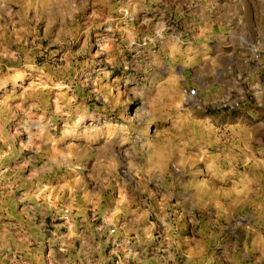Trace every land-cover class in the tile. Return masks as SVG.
<instances>
[{"label": "rangeland", "instance_id": "rangeland-1", "mask_svg": "<svg viewBox=\"0 0 264 264\" xmlns=\"http://www.w3.org/2000/svg\"><path fill=\"white\" fill-rule=\"evenodd\" d=\"M112 8L101 5L105 15H111L113 23L109 27L93 30L89 36V53L77 59L80 65L85 60L92 61L87 67L78 66L72 61V68L65 73V83H70L63 93L60 89L49 88L43 99L47 102V111L62 102L71 100L75 104L86 105L93 113V128L88 130L87 138L76 141L89 150L93 169H103L114 156L124 168V161L132 159L133 148L144 149L145 138L160 146L156 129L163 125L165 135L176 129L169 127L168 121H151L150 110L146 107L145 89L151 93L150 99H164L172 87L179 83L191 93L189 100L194 107L195 120L180 125V134L191 137L185 142V155L191 161L183 173L178 174L173 163L179 164V156L174 154L167 165V174L160 182L172 185L176 194L170 201L169 211L179 228L181 251L188 252L191 261L176 254L175 264H256L259 252L251 256H242L245 246L253 244L264 247V0H235L233 11L225 13V0H110ZM15 8V6H13ZM19 10V9H16ZM131 17L134 31H125L122 22ZM236 17L240 23H236ZM147 23L141 24V20ZM81 25L84 16L78 17ZM253 29H257L253 34ZM258 39V48L249 50L248 39ZM73 41L63 49L50 46L44 38L43 25L39 28L37 43L42 45L43 55H37L36 63L46 66L52 74L63 67L62 57L65 52L79 49L83 43ZM111 49L110 53L97 55L100 41ZM15 50V49H14ZM50 53H56L54 60H48ZM111 59L112 63H107ZM7 63V62H5ZM257 63L261 66L256 68ZM183 68V73L180 69ZM7 73V68L3 69ZM51 84V81H49ZM252 85L249 89V85ZM13 85L9 82L0 86V100L11 95ZM19 94V92H17ZM31 103V102H29ZM40 103V107H44ZM27 107V105H26ZM37 116L43 112L38 111ZM136 116L141 122L132 117ZM20 117L7 124L9 130L18 127ZM101 127H95L97 123ZM53 134L61 135L65 126L63 119L55 122ZM43 124L35 123L32 130L39 133ZM132 132L134 144H121L124 129ZM29 136L24 133L17 141L28 143ZM206 149V151H201ZM32 153L25 151L21 159ZM11 162L10 167L15 165ZM48 176L53 188L64 187L76 179V174L64 169L55 170ZM117 169V175L135 196L131 209L147 205H156L164 195L169 194L165 186L157 187L156 181L147 184V192L140 194L143 186L136 181L134 173L125 174ZM258 190L249 200H238L236 193L246 186ZM89 190L91 185H89ZM149 193L152 197L149 198ZM102 206L108 212L120 207L118 192L100 189ZM17 192L16 196L19 197ZM127 199V196H125ZM79 202V200L77 201ZM95 202V201H94ZM25 205H8L4 224H16V219H9V214L19 216ZM89 206L88 217L93 212ZM242 217H251V227L237 225ZM149 219L156 221V215ZM43 221L45 264L49 254L47 241L57 226L65 220L52 215L37 217L36 223ZM133 217L121 216L120 226H131ZM102 221L96 219L95 226ZM162 230V229H161ZM61 233L68 229L62 227ZM15 232V229H13ZM99 239V238H98ZM103 239L107 240L105 236ZM33 247H36L33 245ZM81 247L80 241L75 249ZM113 245L109 243L103 249L104 257L111 256ZM150 255H151V250ZM72 256L77 257L74 250ZM59 258V256H58ZM99 259V257H96ZM84 257L76 258L74 264H81ZM7 264V262H5ZM34 264V262H33ZM86 264V261H85ZM108 264H117L112 256ZM259 264H264L260 260Z\"/></svg>", "mask_w": 264, "mask_h": 264}, {"label": "clouds", "instance_id": "clouds-1", "mask_svg": "<svg viewBox=\"0 0 264 264\" xmlns=\"http://www.w3.org/2000/svg\"><path fill=\"white\" fill-rule=\"evenodd\" d=\"M101 5L113 7L110 0H0V86L10 82L14 89L11 95L6 94L0 100V213L6 212L9 204L12 207L25 205L18 217L9 214V219L17 220L16 224H4V217L0 216V264H45V225L42 220L37 225L36 220L47 215L65 220V224L57 226L52 239L47 241L50 249L47 264H74L79 257H84L81 264H85V261L86 264H108L112 256L117 258V264H175L177 253L186 257L187 261L192 259L188 252L181 251L179 228L172 219L174 212L169 211L170 201L176 195L173 186L160 183L167 174V165L172 162L174 154L180 158L179 164L173 163L178 174L183 173L191 162L185 155V142L192 138L184 137L179 131L180 125L196 119L189 100L191 93L187 88L176 83L166 98L156 101L150 99L151 93L145 89V96L148 97L146 107L150 110L148 122L168 121L169 127L177 130L176 135L173 136L171 132L165 135L164 126L161 125L156 129V135L158 138L164 137L162 147L166 155L162 156L159 145L145 138L144 149L133 148L132 159L124 161V168H120L115 157L110 156V163L103 169L98 166L93 169L89 163L92 159L89 150L76 143L86 139L88 130L93 128V113L88 111L86 105L68 100L58 104L51 112L47 111V102L43 99L46 90L51 87L63 93L65 88H69L70 83H65V73L71 70L72 61L75 60L81 67H87L92 62L85 60L80 65L77 59L89 53L88 38L91 32L106 25L110 27L113 23V18L103 13ZM225 5L227 7L221 6L225 13L231 12L235 0H225ZM82 15L86 21L84 25L78 19ZM233 18L237 24L240 23V19ZM130 21V16L122 21L126 25L125 31H134ZM140 22L147 23V19ZM41 24L44 38L49 39L50 46L63 49L65 45L79 41L80 37L84 38L79 49L65 52L61 58L63 67L52 74L46 70V66L36 63L37 55H43L42 45L37 43ZM256 31L253 29V34ZM99 43L97 55L111 52L102 40ZM259 45L258 39L249 37V50ZM55 56L56 53H50L47 59L54 60ZM106 62L112 63V60L106 59ZM260 66L257 63L256 68ZM5 68L6 74L3 72ZM180 72L183 73V68ZM253 83L264 84V81ZM248 87L251 89L252 85ZM40 103L45 106L40 107ZM38 111L43 115L37 116ZM17 116L20 117L18 127L9 130L7 124L16 120ZM57 119L65 122L59 136L53 134ZM132 119L137 121L138 127L141 125L136 116ZM35 123L44 125L39 133L32 130ZM95 127H101V123L98 122ZM24 133L28 134L29 141L20 142L17 147V141ZM125 143L134 144L132 132L127 128L124 129L121 144ZM25 151L32 154L21 159ZM13 161L16 163L10 167ZM53 164L55 170L75 173L76 179L64 187L53 188L50 181L46 183L48 176L54 174ZM118 168L125 174V179H130L127 172L131 169L136 181L143 185L139 189L141 195L147 192V184L153 181L157 182V187H167L169 194L164 195L156 205L145 202L143 208L133 212L131 203L135 196L119 179ZM89 185L92 190H89ZM113 187L119 194L117 200L120 207L108 212L102 206L100 189L108 191ZM257 191L249 185L237 192L236 197L246 201ZM17 192L20 193L19 197L16 196ZM90 205L93 212L91 220L88 217ZM130 215L133 217L131 226H120V217ZM152 215H156L155 222L149 219ZM96 219L102 221L98 227L94 225ZM251 219L242 217L236 224L250 228ZM62 227L68 229L67 234L59 231ZM105 236L107 240L103 239ZM77 240L81 244L79 249H75ZM109 243L113 245V251L106 258L103 249ZM74 250L77 253L75 258L72 256ZM253 252L260 253L256 264L264 260V247L255 243L251 249L246 245L241 255L251 256Z\"/></svg>", "mask_w": 264, "mask_h": 264}]
</instances>
